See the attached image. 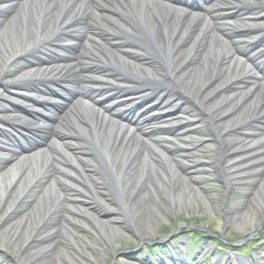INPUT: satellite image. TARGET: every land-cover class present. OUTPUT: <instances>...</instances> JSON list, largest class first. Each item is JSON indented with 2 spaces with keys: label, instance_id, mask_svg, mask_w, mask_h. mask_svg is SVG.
I'll use <instances>...</instances> for the list:
<instances>
[{
  "label": "bare ground",
  "instance_id": "bare-ground-1",
  "mask_svg": "<svg viewBox=\"0 0 264 264\" xmlns=\"http://www.w3.org/2000/svg\"><path fill=\"white\" fill-rule=\"evenodd\" d=\"M202 1L0 0V83L18 94L0 93V113L39 122L19 139L17 126L0 127V264H105L110 252L112 264H160L122 244L152 241L199 192L216 198L200 183L206 149H218L226 195L237 187L220 209L225 228L246 237L264 222V64L248 69L235 39L264 29V0ZM206 1L211 23L190 19ZM229 16L237 30L216 23ZM147 94L164 97L150 115L136 109ZM186 104L215 134H200ZM154 120L165 125L151 129ZM164 134L175 139L166 158ZM18 150L41 153L12 164Z\"/></svg>",
  "mask_w": 264,
  "mask_h": 264
},
{
  "label": "rangeland",
  "instance_id": "rangeland-1",
  "mask_svg": "<svg viewBox=\"0 0 264 264\" xmlns=\"http://www.w3.org/2000/svg\"><path fill=\"white\" fill-rule=\"evenodd\" d=\"M202 12H198L197 15H202ZM194 16L191 15V18ZM221 26L225 25L224 21H219ZM233 24L230 23V25ZM235 24V23H234ZM230 25L227 26L231 27ZM233 28V27H231ZM249 37L244 38L243 42L238 45L240 50H245L248 55H252L256 60L263 58L264 46H262V37L258 35H248ZM260 37V38H259ZM223 41L228 45V39L224 36H221ZM243 62L246 63L248 69L252 68V65L247 61L245 56H238ZM260 58V59H259ZM253 62V63H254ZM16 66H13L15 69ZM254 67V66H253ZM3 84V82H1ZM0 83V93L7 94L10 96H18L9 92L2 84ZM85 85L93 89H103L105 87L104 83H99L97 80H90L84 83ZM123 85L121 87H126ZM57 89L56 87H53ZM133 91L126 92L127 95H130ZM135 94V92L133 93ZM57 94H52L48 96L45 93H41L39 101H44L47 98H52L55 101ZM172 98V97H170ZM176 96L172 100H176ZM138 110H146L145 115L151 114L152 107L156 108L159 103L164 101V97H155L153 95H145L142 97V100H138ZM137 101V102H138ZM135 102V101H134ZM187 105V104H186ZM131 104L124 106L125 108L130 107ZM59 110V107L56 106ZM151 107V109H149ZM187 112H189L196 124L200 125L201 132L203 136H210L213 133L215 134L214 126L212 121L206 117L205 120H201L199 112L189 105L186 107ZM22 115V114H21ZM203 117V116H202ZM0 118H2L4 124L1 127L7 128V124L14 122L15 125L19 126L16 131L13 132V135L18 137L20 134H25V129L34 127L39 123L36 119L32 118H15L10 112L6 115L0 113ZM205 118V117H204ZM160 123H151L150 126L155 128ZM55 127H58V122L55 121L53 124ZM24 129V130H23ZM129 130H132L130 128ZM201 137V136H200ZM161 144L167 145L165 141L174 140L170 136H162L159 138ZM5 140L0 137V146L3 148L5 146ZM160 153L164 158L168 156V151L164 148H159ZM74 154L78 155V152L72 151ZM40 151H32L30 154L17 152L12 160V164H17L29 155H39ZM218 149H206L203 152H198V156L202 157L204 161H215L214 166H210L207 163L201 166L200 183H204L207 186V191H213L216 194V198L208 200L203 196V193H198L194 195L191 200H185L183 205H179L176 211H173L171 214L166 213L165 219H162V222L156 232V236L152 238V241L146 242L143 246L140 247V243L135 239L127 240L122 244V248H128L129 250H134L137 246L138 249L132 253L133 260H143L146 259L150 262L153 261L155 256L160 255L158 250L171 251L173 256L175 252L179 253L180 257H185L190 259V254H196L195 259L198 260L199 264H240L241 260H245L248 264L256 261H264V222L259 225L256 229V232L252 235L244 237V234L240 232L239 228L232 224L228 226L225 230V218L223 211H220L223 201L225 200L226 191L223 189L224 186L221 183L219 177L222 170V164L217 159ZM191 165V163H190ZM10 166L8 165L5 168V176L10 174ZM248 181V180H247ZM246 180L243 181L245 184ZM237 194V187H234L230 190V195H226L227 199L231 196ZM192 197V196H191ZM215 206V207H214ZM103 224L106 226L108 223L106 220ZM200 235V236H199ZM164 240V241H161ZM194 240H198L199 246L198 249L190 251V246ZM182 243V244H181ZM156 250V254L153 255V252ZM132 252V251H131ZM166 252V253H167ZM168 254V253H167ZM159 258L156 257L154 260ZM116 259V255L113 253H108L105 264H112ZM8 261V259H6Z\"/></svg>",
  "mask_w": 264,
  "mask_h": 264
}]
</instances>
